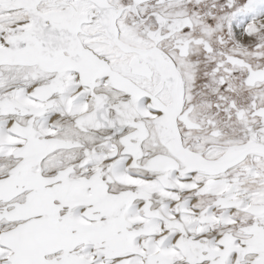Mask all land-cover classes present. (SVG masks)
Segmentation results:
<instances>
[{
  "label": "snow or ice",
  "instance_id": "1",
  "mask_svg": "<svg viewBox=\"0 0 264 264\" xmlns=\"http://www.w3.org/2000/svg\"><path fill=\"white\" fill-rule=\"evenodd\" d=\"M0 264H264V0H0Z\"/></svg>",
  "mask_w": 264,
  "mask_h": 264
}]
</instances>
